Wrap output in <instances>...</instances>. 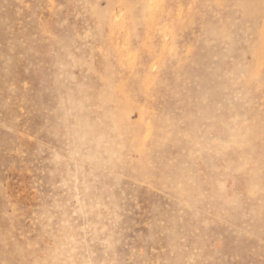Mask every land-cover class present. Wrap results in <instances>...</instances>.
Masks as SVG:
<instances>
[{
  "label": "rangeland",
  "instance_id": "1",
  "mask_svg": "<svg viewBox=\"0 0 264 264\" xmlns=\"http://www.w3.org/2000/svg\"><path fill=\"white\" fill-rule=\"evenodd\" d=\"M0 264H264V0H0Z\"/></svg>",
  "mask_w": 264,
  "mask_h": 264
}]
</instances>
